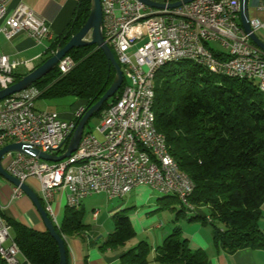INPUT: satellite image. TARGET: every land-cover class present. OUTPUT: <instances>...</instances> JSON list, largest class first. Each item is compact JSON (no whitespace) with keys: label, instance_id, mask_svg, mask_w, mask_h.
<instances>
[{"label":"built area","instance_id":"1","mask_svg":"<svg viewBox=\"0 0 264 264\" xmlns=\"http://www.w3.org/2000/svg\"><path fill=\"white\" fill-rule=\"evenodd\" d=\"M9 1L0 0V32L7 40L24 32L35 43L47 42L44 54L35 58L37 62L49 51L55 37L45 19L24 3H18L7 14ZM177 1L180 5L167 6ZM164 3L163 8L154 9L139 0H100L103 39L114 52L123 81L118 96L101 113L99 125L94 130L96 134L83 130L76 149L57 162L19 151H9L1 157V165L9 175L30 188L29 181L36 182L33 187L52 223L54 196L61 192H66V200H73L78 207L88 196L99 193L109 200L122 198L135 186L144 184L152 189L176 190L180 193V205H187L183 202L182 190H193V186L181 182L173 169L164 164L160 148L167 143L153 134L149 122L146 80L158 62L173 56L198 57L215 64V69L246 72L255 77L257 84H264V62H258V53L264 51L241 27L240 0H191L185 3L183 0H165ZM160 9L189 11L193 22H184L175 16H160ZM257 9L264 11V0H257ZM249 25L256 35L263 27L256 18H249ZM194 30H201L203 38H207V45L216 42L222 52H242V60L215 63L206 53V47L195 44ZM73 64L72 58L66 54L56 65L63 74ZM35 65L34 59L10 60L6 54L0 53V89L14 82L19 67L28 72ZM134 74H141L142 90L134 89ZM40 94L41 89L30 85L0 100V127H5V134H0V148L17 142L53 155L64 151L87 106L82 103L69 119H62L57 112L35 108L34 102ZM136 94H144L145 116L137 124H130ZM140 127H147V135H140ZM120 136H127L125 149L114 151V143L120 140ZM86 155H94L93 164L70 168L69 174H61L62 164L70 158L82 159ZM21 195H24L21 188L12 185L11 199ZM97 214L98 211L93 210L94 218ZM0 249L6 254V260L14 264H30L20 255L10 236V225L1 214Z\"/></svg>","mask_w":264,"mask_h":264},{"label":"trees","instance_id":"2","mask_svg":"<svg viewBox=\"0 0 264 264\" xmlns=\"http://www.w3.org/2000/svg\"><path fill=\"white\" fill-rule=\"evenodd\" d=\"M89 8L90 0H78L71 21L55 36L49 51L62 47L79 30ZM49 51L37 65L52 55ZM67 55L74 62L68 72L60 73L56 65L32 85L41 89L39 97L72 96L90 106L112 82L114 69L95 45L72 48ZM25 73L16 72L14 82ZM154 79L155 127L164 134L177 167L193 183L190 201L208 210L203 215L201 210L190 214L187 220L199 218L211 226L214 245L227 253L264 249V233L257 225L264 202V93L253 80L212 73L187 59L159 67ZM120 91L95 114L101 116ZM82 218L81 209L65 204L61 222L53 224L56 233L63 239L83 233L88 225ZM5 221L20 255L30 264H58L57 244L46 230H35L14 219ZM112 221V230L99 246L102 250L123 247L135 236L126 209L115 212ZM64 250L68 264L65 241ZM150 251V244L140 240L120 253V264H150ZM153 261L205 264L207 256L203 250H191L180 228L174 226L156 246ZM0 264L6 263L0 258Z\"/></svg>","mask_w":264,"mask_h":264},{"label":"crops","instance_id":"3","mask_svg":"<svg viewBox=\"0 0 264 264\" xmlns=\"http://www.w3.org/2000/svg\"><path fill=\"white\" fill-rule=\"evenodd\" d=\"M152 1L162 3L165 0ZM20 2L27 5L37 15L43 17L48 23L52 35L55 37L59 35L71 21L76 10L78 0H10L7 5V14ZM248 3L250 4L248 7L249 18H256L261 23H263V27L257 32V36L262 42H264V11L257 9V0H248ZM46 44L47 42L45 41L40 44L35 43V41L24 32L17 34L10 40H7L0 32V53L6 54L10 60L25 61L34 59V62H36L35 58L44 54V48ZM44 56H42V58ZM24 71V69L19 68L17 72L23 73ZM70 116L71 115L65 117V119H69ZM35 184L36 182L34 180L29 181V185L35 186ZM144 187V184L137 185L122 198L112 199L116 200V202L112 203L108 207L106 214L107 218H111L115 212L126 209L128 219L135 236L127 241L123 247H118L116 249L108 248L105 250L100 249L99 246L102 244L107 234L112 229H105L106 234L103 235L99 228L106 222L103 220L101 223H98L99 210L91 208L92 212L93 210L98 211V214L95 218L91 212L90 219L92 222H94V225H91L90 222L83 221L88 225L87 230L79 235L64 238L68 249V264H120V253L123 250L134 246L138 241L144 240L142 238V235L144 234H146L145 237H147V240H145L151 246V251L149 254V259L151 261L150 264H157L153 261L155 248L169 234V230H166L158 223L156 224V221L152 222L148 228H138L137 220H135L137 216V210H132L133 207L129 206L132 203H136L137 199H142L141 193L145 191L143 190ZM11 188L12 184L7 180H0L1 216L5 220L14 219L28 227H32L35 230L44 231L45 228L42 219L31 201L25 195L11 199ZM62 193L63 192L56 193L52 203L56 217L60 212ZM260 208L262 215L257 221V225L264 233V202L261 204ZM77 209H81L83 211L81 204L77 207ZM198 211H200V213H204L202 208ZM139 221L143 225L148 224H144L141 218ZM57 225L59 224L57 223ZM180 227L181 236L188 241L189 248L191 250L200 249L206 253L207 261L205 264H264L263 248H241L232 253H227L214 245L212 241V231H210L206 224H187L184 222V224L181 223ZM151 228H154L156 231H158V233L152 235V232H149Z\"/></svg>","mask_w":264,"mask_h":264},{"label":"water","instance_id":"4","mask_svg":"<svg viewBox=\"0 0 264 264\" xmlns=\"http://www.w3.org/2000/svg\"><path fill=\"white\" fill-rule=\"evenodd\" d=\"M139 1L153 8H163L165 6L164 2L159 3L152 0ZM189 1L191 0H183L184 3ZM247 4L248 0H240L239 19L241 27L243 31L248 34L250 40L257 47L264 51V42H262L250 28ZM178 5H180V1L167 4L168 7H175ZM101 19L102 16L100 0H90V8L86 21L75 34L69 37L67 42L62 47L57 46L55 48L54 53L51 56L47 57L42 63L38 65L36 64L30 71L22 75L17 81L13 82L5 88L0 89L1 100L12 93L18 92L32 85L36 80L51 71L56 66L59 59L65 56L72 48L86 45H95L97 48H99L105 55L108 64L111 65L114 69V78L112 82L95 103L86 107V110L75 125V128L73 129L71 136L62 153H60L59 155L48 154L41 152L36 148H31L22 143L17 142L4 145L0 148V176L12 185L19 186L24 195L31 201V203L36 208L37 212L39 213L42 219L45 230L51 235V237L55 240L57 244L59 259L58 264H66L64 239L56 233L54 225L49 219L47 213L44 211L37 194L27 184L19 182L18 179L9 175L4 170L1 165V157L4 153L9 151L31 153L39 159L52 162H57L68 157L76 149L88 119L94 113L99 111L103 103L109 98H111L119 90L123 81L122 71L111 49L103 39Z\"/></svg>","mask_w":264,"mask_h":264},{"label":"bare ground","instance_id":"5","mask_svg":"<svg viewBox=\"0 0 264 264\" xmlns=\"http://www.w3.org/2000/svg\"><path fill=\"white\" fill-rule=\"evenodd\" d=\"M160 16H175L177 19H181L184 22H193V15L191 12L185 10L178 9H160ZM194 41L195 44H200V47H206V53L210 54V59H212L215 63H226L229 61H240L242 60V52H222V50H216L220 56L216 57L211 47L207 45V38H203L201 30H194ZM213 49V48H212ZM215 50V49H214ZM187 59L192 61L193 63L199 65L203 69L209 72H215L216 74L225 75L228 77H236L241 79H250L257 83L255 77L253 75H249L246 72H229L226 68H217L215 69V64H209L206 59H199L198 57H188V56H173L167 57L161 62H158L154 65L153 70L146 80V97H147V111L149 115L150 126L152 127L153 134L160 138V141H166L165 136L162 132L156 129L154 123V113L152 110V103L154 98V75L156 70L163 66L164 64L175 61ZM258 62H264V53H258ZM134 89L142 90V81L141 74H134ZM259 90L264 93V84H257ZM134 110L130 113V124H137L138 120L145 116V102H144V94H136L135 100L133 101ZM0 134H5V127H0ZM140 135H147V127H140ZM125 143H127V136H120V140H116L114 143V151H122L125 149ZM160 155L164 164H167L169 167L173 169V173L176 177H178L181 182H187L190 186H193V183L189 176L181 171L172 156L168 151L167 144H164L160 148ZM94 163V155H86L83 156L82 159L79 158H70L66 161V164H62L61 174H69L70 168H76L78 166H88L89 164ZM164 195H172L174 196L178 203L179 208L185 215L196 214L199 210L197 206H195L190 201V195L192 193L191 188H184L182 190V198L183 202L187 205H180V193L176 190H163V189H154ZM66 205L69 207L77 208V203H74L73 200H66ZM193 207L194 210H190L188 207ZM6 222V221H5ZM53 224H56V213L54 214ZM57 225V224H56ZM0 258L4 260L6 264H14L11 260H6V254L0 249Z\"/></svg>","mask_w":264,"mask_h":264},{"label":"rangeland","instance_id":"6","mask_svg":"<svg viewBox=\"0 0 264 264\" xmlns=\"http://www.w3.org/2000/svg\"><path fill=\"white\" fill-rule=\"evenodd\" d=\"M250 4L248 3V7ZM208 46L218 50L219 45L216 42H209ZM36 64V62H34ZM21 69H24L23 67H19ZM155 82V79L153 80ZM110 99V98H109ZM82 102L79 99H76L72 96H63L58 98H48V97H38L35 102V108L37 110H47V111H54L59 114V116L62 119H65V117H68L71 115L78 106H80ZM101 116L97 114H93L87 121L84 132L91 131L94 134L95 133V127L99 125ZM0 180H4L3 177L0 176ZM31 189H34V187L31 185ZM145 190L142 194V199H137L136 203H130L132 206V210H137V216L135 220H137V227L140 229L148 228V226L156 221V224H160L163 228L166 230H169L168 233L172 231V228L174 226H178L181 230V223H202L199 218L193 219L191 221H188L187 218L188 215L183 214V212H179V203L178 201L172 196V195H164L157 190L152 189L150 186L145 185L143 188ZM107 199L103 194H95L93 196H88V198H84L80 203L81 208L83 209V221L84 222H90L91 225H94V222L91 221V208L98 209V223H101L103 220H105V224L100 226L99 230H101L102 234L105 233V229L110 228L111 230L113 228V221L112 217L107 218V210L108 207L115 203L116 200ZM66 204V192L62 193V200H61V206H60V212L57 214L56 222L59 224L61 222L63 208ZM138 208V209H137ZM130 210V209H129ZM204 213H208L207 208L202 209ZM204 213H201L202 215ZM177 217V218H176ZM140 218L143 220L144 224L148 223L146 225H143L139 220ZM176 218V219H175ZM259 220V219H258ZM56 223V224H57ZM155 225V224H154ZM207 227L212 231L211 226L206 224ZM149 232H152V235L157 234L158 231H156L154 228H151ZM146 234L142 235V238L147 240V237H145Z\"/></svg>","mask_w":264,"mask_h":264}]
</instances>
